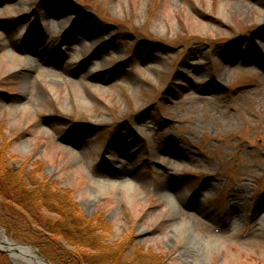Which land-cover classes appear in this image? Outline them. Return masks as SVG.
Segmentation results:
<instances>
[{"label": "rangeland", "instance_id": "374dc122", "mask_svg": "<svg viewBox=\"0 0 264 264\" xmlns=\"http://www.w3.org/2000/svg\"><path fill=\"white\" fill-rule=\"evenodd\" d=\"M122 175L133 190L98 183ZM16 179L97 218L94 243L124 264H264V0H0V188L26 205L15 215L58 217ZM4 235L53 264H106L78 238Z\"/></svg>", "mask_w": 264, "mask_h": 264}, {"label": "trees", "instance_id": "16d2710c", "mask_svg": "<svg viewBox=\"0 0 264 264\" xmlns=\"http://www.w3.org/2000/svg\"><path fill=\"white\" fill-rule=\"evenodd\" d=\"M16 178H18V175L16 176ZM14 183H15V185H13L14 187L21 190L22 192L28 191L33 197V199L39 201V203L36 204L38 207H40V204L46 208L49 207L50 210L58 214V217L57 218L47 217L44 221L45 224H42L41 220H37L35 218L33 220L32 218L23 216L20 211H22L23 209L27 210L26 205L23 204L20 200H17L16 198L14 199L11 198L10 196H8L9 194L6 193L3 188H0L1 194L6 195L3 196V199L5 198L4 202L3 199H0V225L4 228L7 236L13 239H17L19 241L32 243L36 246H39L41 243H44L43 242L44 240L41 241L42 240V238H40L41 236L46 237L45 241L49 242V245H56V246L57 245L63 246V243L60 244V242H58L59 240L56 241L57 239H55L54 237L60 236L65 240H67L68 244L69 243L79 244L78 241H75V238H78L81 243L83 241V245H85L84 247L94 248L95 250L103 251L107 255L106 256L107 259L104 260L106 264H124V260H122L123 258L116 257V255L112 252L115 246H110V245L107 246L105 244L94 243L96 236L93 234V231L96 230L95 225L98 224L97 218L91 220L89 223L88 222L80 223V221L76 219V217L78 216H76L75 212L70 210V208L74 209V207L69 206L67 204L68 200L66 195L63 194V192H59L58 188H54L47 184H36V183L30 184L23 182L19 183L17 179L14 180L13 184ZM50 202L53 203L54 206L50 207L49 206ZM17 205H19L20 209L22 210L20 211L17 210V214L15 215L14 213L15 207ZM65 217L69 221L66 226L64 225L63 222V218ZM72 217H74L75 219H71ZM33 221L34 222L36 221L38 225L48 230L49 234L47 235L42 234L39 233L38 230L34 231V229H31L29 226L32 224ZM50 223H52L51 226ZM90 229H91V234L93 236L89 232ZM0 257H5V256L0 252ZM75 257L76 260L80 258L79 255L77 254L75 255ZM88 257L94 260L93 256H88ZM86 262L87 260L84 263ZM140 264H149V262H146V258L142 256L140 257ZM152 264H159V262L152 261Z\"/></svg>", "mask_w": 264, "mask_h": 264}, {"label": "bare ground", "instance_id": "6f19581e", "mask_svg": "<svg viewBox=\"0 0 264 264\" xmlns=\"http://www.w3.org/2000/svg\"><path fill=\"white\" fill-rule=\"evenodd\" d=\"M51 21L49 20V22ZM64 25L66 26V24ZM14 54L15 53L11 52V55ZM29 64L25 65L27 67L23 68L24 70L26 69L25 71L33 69V65L32 64L29 65ZM125 178L126 175H122L120 177H117L116 180H113L111 182L108 181L105 182L103 180H99L98 183L112 185L119 189L133 190V186H134L133 183L130 182L129 179H125ZM171 225L175 230V232L187 236L189 242L199 245L200 248L202 249H205L208 246L209 244L208 239H204L201 236L194 234V232H192V230L190 229V224H183L182 222L174 219L173 217ZM0 248L6 250L13 258L22 259L27 264H52L44 260L40 255H38L31 246L13 242L10 239H8L4 234L0 236Z\"/></svg>", "mask_w": 264, "mask_h": 264}, {"label": "water", "instance_id": "95a60500", "mask_svg": "<svg viewBox=\"0 0 264 264\" xmlns=\"http://www.w3.org/2000/svg\"><path fill=\"white\" fill-rule=\"evenodd\" d=\"M4 234H5V232H4ZM2 250H4V249H2ZM37 250V249H36ZM40 255H41V257L44 259V260H46L47 262H50V263H52L49 259H47L46 257H44L41 253H39ZM53 264V263H52Z\"/></svg>", "mask_w": 264, "mask_h": 264}]
</instances>
